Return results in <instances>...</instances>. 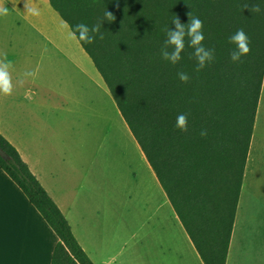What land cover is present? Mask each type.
I'll use <instances>...</instances> for the list:
<instances>
[{"label": "trees", "instance_id": "16d2710c", "mask_svg": "<svg viewBox=\"0 0 264 264\" xmlns=\"http://www.w3.org/2000/svg\"><path fill=\"white\" fill-rule=\"evenodd\" d=\"M70 29L104 21L92 44L79 41L103 76L132 134L205 264H226L264 82V0H50ZM244 3L259 4L252 13ZM204 22V45L216 58L200 72L186 46L172 65L159 53L174 15ZM251 52L232 62L237 29ZM189 73L181 82L177 73ZM189 113L188 131L175 126ZM201 129L208 135L202 137ZM1 168L59 237L51 264H94L55 201L18 149L0 132Z\"/></svg>", "mask_w": 264, "mask_h": 264}, {"label": "crops", "instance_id": "0c3cea01", "mask_svg": "<svg viewBox=\"0 0 264 264\" xmlns=\"http://www.w3.org/2000/svg\"><path fill=\"white\" fill-rule=\"evenodd\" d=\"M29 2L39 9V16L25 13L27 0H0L9 7V15L0 17V59L12 62L14 83L11 96L0 94L2 135L63 212L94 264H138L135 259L141 252H147L144 264H205L185 228L184 245H178L174 258L170 247L162 250L153 243L142 249L132 244L129 250L139 235L125 228V216L129 225L134 215L122 211L117 181L107 183L103 150L95 151L92 164L90 149L98 126L108 123L116 135L119 128L121 138L124 126H129L93 60L78 40L71 39L69 25L50 0ZM26 71L36 75L25 77ZM130 134L141 149L131 130ZM140 156L155 176L142 149ZM249 158L250 151L246 169ZM257 206L264 214V201ZM176 218L181 222L177 214ZM235 223L226 264H264V241L254 242L248 231L239 239ZM58 241L0 166V264H51Z\"/></svg>", "mask_w": 264, "mask_h": 264}, {"label": "rangeland", "instance_id": "374dc122", "mask_svg": "<svg viewBox=\"0 0 264 264\" xmlns=\"http://www.w3.org/2000/svg\"><path fill=\"white\" fill-rule=\"evenodd\" d=\"M94 132L98 136H93L90 145L93 153L92 164L95 151L103 150L102 165L106 168L107 183L111 184L113 179L117 181L118 197L122 198V211L128 217L129 214L134 215V220L129 225L125 216V228L130 227L139 235L131 240L129 250L132 244L141 248L153 243L156 247H162V250L163 246L170 247L174 258L178 245H184L181 239L184 227L176 218L174 208L156 175L153 176L145 162L140 159L141 149L132 138L129 128L124 126L123 138L120 129L118 128L116 135L115 129L112 130L108 123L98 126ZM251 142L235 225L239 239L244 238L243 235L248 231L254 242H263L264 214L257 203L264 201V82ZM110 194L109 189L108 195ZM141 255L142 257L135 259L138 264H144L147 252H141ZM160 259L162 261L163 256Z\"/></svg>", "mask_w": 264, "mask_h": 264}, {"label": "clouds", "instance_id": "9594fccd", "mask_svg": "<svg viewBox=\"0 0 264 264\" xmlns=\"http://www.w3.org/2000/svg\"><path fill=\"white\" fill-rule=\"evenodd\" d=\"M25 13L31 16H39L40 11L37 7L30 4L29 0L26 3ZM243 8H248L252 13H259L261 11L259 4L244 3ZM9 15V7L0 4V17H6ZM188 16V22L182 23L178 15H174L172 24L175 28H166V39L163 42V46L160 49V57L172 65L178 64L182 59V53L185 51L186 46L190 47L193 51L190 59L194 58L196 66L195 72H200L208 64L212 63L216 58L215 48H209L204 45V22L192 11L186 13ZM112 22L115 20V16L112 12L106 10L102 20L89 26L83 22L78 23L72 28L69 35L71 39L82 41L86 44H92L97 34L99 39L103 40L104 35L101 32V27L104 21ZM228 42L234 44L235 48L229 53L230 60L232 62H240L242 57L247 56L251 52L250 38L247 33L241 28L237 29L232 35L229 36ZM12 62L6 57L0 59V94L5 96H11L14 91V83L12 77ZM25 77H34L36 75L33 71H26L23 74ZM177 76L181 82L188 83L191 80L189 73L180 71ZM22 82V81H21ZM188 116L189 113H179L176 118L175 126L181 131H188ZM200 135L206 137L208 132L206 129H201Z\"/></svg>", "mask_w": 264, "mask_h": 264}, {"label": "water", "instance_id": "95a60500", "mask_svg": "<svg viewBox=\"0 0 264 264\" xmlns=\"http://www.w3.org/2000/svg\"><path fill=\"white\" fill-rule=\"evenodd\" d=\"M0 155L5 158V159H8L9 156L8 154L0 147Z\"/></svg>", "mask_w": 264, "mask_h": 264}]
</instances>
